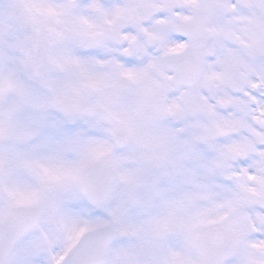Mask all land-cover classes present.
Masks as SVG:
<instances>
[{"label": "snow or ice", "instance_id": "1", "mask_svg": "<svg viewBox=\"0 0 264 264\" xmlns=\"http://www.w3.org/2000/svg\"><path fill=\"white\" fill-rule=\"evenodd\" d=\"M0 264H264V0H0Z\"/></svg>", "mask_w": 264, "mask_h": 264}]
</instances>
